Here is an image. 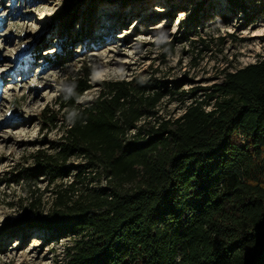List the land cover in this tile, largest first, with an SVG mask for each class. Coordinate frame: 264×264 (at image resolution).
<instances>
[{
  "label": "trees",
  "instance_id": "trees-1",
  "mask_svg": "<svg viewBox=\"0 0 264 264\" xmlns=\"http://www.w3.org/2000/svg\"><path fill=\"white\" fill-rule=\"evenodd\" d=\"M253 1L264 22V0ZM72 17L65 8L60 30L72 29ZM72 55L64 48L47 58L58 67ZM90 73L63 83L61 120L42 112L48 126L63 122L61 135L15 181L43 177L55 197L44 214L30 202L17 224L30 215L69 240L54 264H264V56L224 70L170 118L159 108L184 94L179 84L104 81L80 103Z\"/></svg>",
  "mask_w": 264,
  "mask_h": 264
},
{
  "label": "rangeland",
  "instance_id": "rangeland-1",
  "mask_svg": "<svg viewBox=\"0 0 264 264\" xmlns=\"http://www.w3.org/2000/svg\"><path fill=\"white\" fill-rule=\"evenodd\" d=\"M244 1L245 10L225 0H0V264H54L69 243L30 215V223L17 224L30 202L46 213L55 194L43 177L35 185L15 181L32 154L61 135L63 122L48 126L42 112L61 120L63 83L91 71L80 103L92 100L104 81L136 76L179 84L184 94L162 102L158 112L176 117L189 96L200 98L199 88L220 82L224 70L264 56L263 19L253 14V0ZM65 8L74 12L71 30L57 23ZM64 48L71 60L50 65L47 57Z\"/></svg>",
  "mask_w": 264,
  "mask_h": 264
},
{
  "label": "bare ground",
  "instance_id": "bare-ground-1",
  "mask_svg": "<svg viewBox=\"0 0 264 264\" xmlns=\"http://www.w3.org/2000/svg\"><path fill=\"white\" fill-rule=\"evenodd\" d=\"M158 11V10H157Z\"/></svg>",
  "mask_w": 264,
  "mask_h": 264
}]
</instances>
